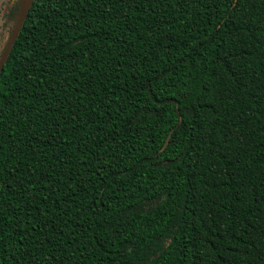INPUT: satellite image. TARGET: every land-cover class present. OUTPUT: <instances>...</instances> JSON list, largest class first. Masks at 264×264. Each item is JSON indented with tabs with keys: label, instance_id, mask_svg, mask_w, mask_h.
I'll list each match as a JSON object with an SVG mask.
<instances>
[{
	"label": "trees",
	"instance_id": "obj_1",
	"mask_svg": "<svg viewBox=\"0 0 264 264\" xmlns=\"http://www.w3.org/2000/svg\"><path fill=\"white\" fill-rule=\"evenodd\" d=\"M2 2L0 264H264V0Z\"/></svg>",
	"mask_w": 264,
	"mask_h": 264
},
{
	"label": "flooded vegetation",
	"instance_id": "obj_2",
	"mask_svg": "<svg viewBox=\"0 0 264 264\" xmlns=\"http://www.w3.org/2000/svg\"><path fill=\"white\" fill-rule=\"evenodd\" d=\"M16 13H17V4L15 2L14 6L11 9H9L7 13H5V18H4L3 2L2 0H0V62L3 53L4 36L5 38L10 36L11 26L16 19Z\"/></svg>",
	"mask_w": 264,
	"mask_h": 264
},
{
	"label": "water",
	"instance_id": "obj_3",
	"mask_svg": "<svg viewBox=\"0 0 264 264\" xmlns=\"http://www.w3.org/2000/svg\"><path fill=\"white\" fill-rule=\"evenodd\" d=\"M30 2H31V0H28L27 6H29ZM24 11H25V10H23L22 13H21V16H20V18H19L18 24H17V26H16V28H15V32H14L12 38L15 36V34H16V32H17V29H18V27H19V25H20V23H21V21H22V19H23ZM11 42H12V40H10V44H11ZM10 44H9V46L7 47L5 53H2V59H1V62H0V68H1V66L3 65V61H4V59H5V57H6L7 53H8V50H9ZM168 139H169V137L167 138L164 147L167 145V143H168Z\"/></svg>",
	"mask_w": 264,
	"mask_h": 264
}]
</instances>
